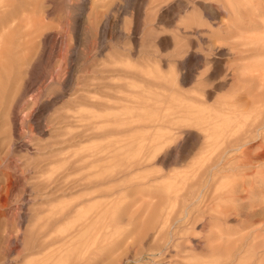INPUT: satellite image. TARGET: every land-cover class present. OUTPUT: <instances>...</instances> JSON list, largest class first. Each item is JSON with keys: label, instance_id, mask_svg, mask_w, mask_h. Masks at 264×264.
I'll return each mask as SVG.
<instances>
[{"label": "rangeland", "instance_id": "obj_1", "mask_svg": "<svg viewBox=\"0 0 264 264\" xmlns=\"http://www.w3.org/2000/svg\"><path fill=\"white\" fill-rule=\"evenodd\" d=\"M0 28V264H264V0H0Z\"/></svg>", "mask_w": 264, "mask_h": 264}, {"label": "bare ground", "instance_id": "obj_2", "mask_svg": "<svg viewBox=\"0 0 264 264\" xmlns=\"http://www.w3.org/2000/svg\"><path fill=\"white\" fill-rule=\"evenodd\" d=\"M209 9L211 10V12L213 11V13H215L216 12V10L213 8V7H209ZM11 19V18H10ZM8 23V22H7ZM1 29V28H0ZM4 50V49H3ZM1 51V50H0ZM4 53V52H3ZM9 54V53H8ZM5 55V54H4ZM9 57V56H8ZM30 64V63H29ZM59 101V100H58ZM44 105V104H43ZM29 146V145H28ZM147 159H148V157H147ZM149 160V159H148ZM152 160V159H151ZM144 158H143V161H140L139 162V165H141L142 166V164H144ZM147 162V161H146ZM145 162V163H146ZM151 162V161H150ZM148 164V163H147ZM137 166H138V164H137ZM140 169V168H139ZM142 169V168H141ZM132 171V170H131Z\"/></svg>", "mask_w": 264, "mask_h": 264}]
</instances>
